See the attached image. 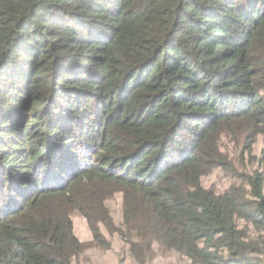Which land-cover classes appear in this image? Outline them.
Instances as JSON below:
<instances>
[{
    "label": "trees",
    "instance_id": "trees-1",
    "mask_svg": "<svg viewBox=\"0 0 264 264\" xmlns=\"http://www.w3.org/2000/svg\"><path fill=\"white\" fill-rule=\"evenodd\" d=\"M116 240L264 264V0H0V264Z\"/></svg>",
    "mask_w": 264,
    "mask_h": 264
},
{
    "label": "rangeland",
    "instance_id": "rangeland-1",
    "mask_svg": "<svg viewBox=\"0 0 264 264\" xmlns=\"http://www.w3.org/2000/svg\"><path fill=\"white\" fill-rule=\"evenodd\" d=\"M263 148V143L259 141L255 147L254 151L257 154H260ZM241 148L238 151H235L233 154L237 157V161L241 160ZM230 177L226 173L218 170L212 173L209 177L204 180V183L207 187L214 188L215 190H223L231 183ZM111 208L114 213H117L116 218H118V213L120 211L119 201L115 200L111 203ZM76 223V231L81 240L85 243H89L91 240V234L89 231L83 226V222L81 220L80 215H75ZM123 243V242H122ZM120 243L118 240L115 241V246L111 250H103L96 247L90 246L87 250L86 258L82 259L85 264H135L133 261L132 254L130 253V246L125 243ZM91 244V243H90ZM161 253V252H160ZM159 254V253H158ZM177 256L170 253H161V255L157 256L150 264H182Z\"/></svg>",
    "mask_w": 264,
    "mask_h": 264
}]
</instances>
